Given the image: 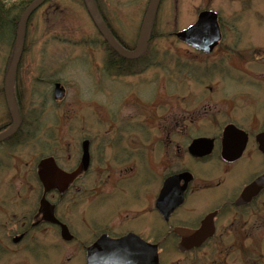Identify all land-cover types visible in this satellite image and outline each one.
Instances as JSON below:
<instances>
[{"label": "rangeland", "instance_id": "1", "mask_svg": "<svg viewBox=\"0 0 264 264\" xmlns=\"http://www.w3.org/2000/svg\"><path fill=\"white\" fill-rule=\"evenodd\" d=\"M4 1L15 6L23 0ZM150 2L96 0L110 29L130 48L137 44ZM205 10L216 12L231 30L215 53L203 58L175 35ZM30 19L15 80L23 124L15 139L0 142V264H83V248L101 229L124 227L141 210V200L156 193L176 158V143L166 137L173 130L184 147L197 128L220 129L202 124L236 120L251 131L264 130V62L256 63L263 69H249L256 72L252 79L243 76L247 64L236 58L264 54V0H161L147 41L148 62L142 74L132 76L107 69L108 50L83 0H48ZM255 22L258 30H250ZM241 25L247 35L239 39ZM233 42L239 47H231ZM233 50L238 55L222 61ZM12 55V46L0 41V131L11 124L3 85ZM56 83L65 89L59 100L53 98ZM83 140L89 141L91 162L77 182L82 189L45 197L39 160L52 156L60 168L71 167L80 160ZM255 145L252 140L249 150L256 151ZM181 161L209 177L208 183L225 178L226 185L237 186L264 168L262 160L254 168L242 162L227 178L216 163L204 169ZM45 198L70 223L75 241H64L53 225L32 226ZM257 204V212L248 213L244 247L264 253V196ZM24 231L26 237L14 243Z\"/></svg>", "mask_w": 264, "mask_h": 264}, {"label": "flooded vegetation", "instance_id": "2", "mask_svg": "<svg viewBox=\"0 0 264 264\" xmlns=\"http://www.w3.org/2000/svg\"><path fill=\"white\" fill-rule=\"evenodd\" d=\"M255 13V15L258 17L257 12ZM259 17L261 18L260 14ZM221 19L218 15L220 40L209 53L196 49L193 46H188L194 49V53H196L197 56L203 58L210 57L219 48L222 40L227 34V31L231 30V28H228L230 24L221 22ZM248 27H250V30L251 28L253 30H258L257 22L250 24ZM245 28L247 27L242 25L241 27H237L240 32L239 39L241 37L245 38L244 33L247 35ZM232 39L233 37L231 40ZM239 45L240 43L233 42L230 46L233 48H238ZM124 47H126L128 50H133L136 46L130 48L124 44ZM241 47H249V45L244 46L241 44ZM146 49L147 47L145 50ZM243 50L245 49L241 48L240 52ZM231 52L222 55V61H224V57L232 58L235 57L234 55H238V53L234 50ZM236 58H238V63L240 61V65L245 63L247 64L246 67H244V65L241 67L244 70L242 72L243 76L246 78H255L253 76H255L256 72L249 71V69H263V67L256 65V63H262V61L264 62V54L261 51H256V54L252 57L251 55L245 56L239 54V56ZM252 59H255L256 62H252L253 64L251 65L248 64L249 62L251 63ZM258 59L261 62H259ZM143 63V60L129 63L130 66H135L136 69L131 72L123 73L122 75L132 76L134 74H142L146 66H144ZM202 125H205L206 127L215 126L220 129L216 133H211L203 132V130L197 128V130L200 131L193 132L194 134L191 135L189 139H185L184 142L187 143L185 147L180 144L179 137L177 134L175 135V130H173V135L175 136L172 140H170V137L173 135H171V133L168 135L166 134V137L168 136V139L166 138L168 142L176 143L172 147V150H174L172 155H175L176 158L173 157V160H171L169 165H167V171L161 175V180L158 183L159 187L156 189V193L153 194L150 199L146 198L145 196L144 198L146 199L141 200V210L135 215V217L128 219L124 227L116 224L114 226L111 225L109 228L101 229L91 244L83 248V264H87V250L89 246H92L103 235H107L112 239H119L127 235H135L144 242L155 245L157 247L158 253L157 264H264V258H261V254H264L263 252L244 247L245 224L249 222L250 218L248 213L251 212L253 208L255 209V207L258 205L257 203L259 199L264 196V190L261 191L248 204L242 206H238L236 204V201L243 192L244 188L256 177L264 173V168L258 174H255L256 172H252L249 182L237 186L236 184L226 185L225 178H219L217 183H208L209 177L204 175L198 176L192 167H189L186 165V163L181 161L182 158H186L189 159L190 162L201 167H203L202 165L206 164L208 168L212 166V163H216V165L222 169L223 175L226 174L227 178H230L235 173L234 169L240 167L242 162H246L248 166L252 165L250 166L252 168H254L255 165H258L260 160H262L264 164V156L258 150V145L256 143L257 135L264 133V130H258V132L251 131L249 128H243L236 120H226L225 122L217 124L212 122L211 124ZM229 125H233L239 130L245 132L248 139L242 156L237 160H226L222 156L224 131ZM171 126H176V123ZM179 127L183 128L189 126L180 124ZM235 137L237 147H239L238 143L244 139V135L240 134V132H237ZM196 139L211 140L213 144L211 152L201 157L192 156L189 148ZM252 140H255L256 151L249 150ZM84 141L88 140H83L82 144ZM173 143H170V145L172 146ZM82 156L83 150L80 160L78 161L77 159L75 164H73L71 167L64 166V168H60L61 166H58L56 159L52 156L40 159L39 163L45 158L52 157L55 160L56 165L62 171L66 173H72L81 166ZM39 163L37 173L38 179ZM88 169L86 171L81 169L79 175H77V177L72 182H70L67 187L61 183V186L56 185L48 191L46 190L45 185L39 179L41 185L43 186L45 197L47 194H57L59 197H63L72 191L77 192L81 190L82 187L80 184L77 186V182L81 175L83 173L85 174ZM185 173H190L192 175V179L187 184H185L184 179H181L178 183L173 184L169 191L170 198L160 202V194L164 188L165 182L170 178ZM179 193L182 194V199L177 201ZM206 195L208 197H206ZM209 195H211V198H209ZM45 200L49 203L52 214L60 223H52L50 221L44 220L40 202L39 213L41 216L37 215L36 221L34 222L35 224L32 226L50 224L56 227L62 236L61 224L65 225L72 237L69 240H63L67 242L75 241V236L72 234L70 223L63 221L60 217H58L54 212L53 204L46 198ZM255 211L257 212L256 209ZM26 234L27 232H22V234L19 236L21 239L18 242L24 239ZM13 241L14 243H17L15 242V238ZM146 260L147 258L144 259L143 264H147Z\"/></svg>", "mask_w": 264, "mask_h": 264}, {"label": "water", "instance_id": "3", "mask_svg": "<svg viewBox=\"0 0 264 264\" xmlns=\"http://www.w3.org/2000/svg\"><path fill=\"white\" fill-rule=\"evenodd\" d=\"M47 1L48 0H34L25 10L19 21L14 52L3 85L5 101L11 117V125L5 131L0 132V142L15 134L21 125V117L15 101L16 73L24 50L27 23L32 14ZM83 2L98 32L113 50L127 59H136L142 55L146 48L148 37L161 0H151L144 22L139 31L136 47L133 50L126 49L112 34L104 22V19L100 15L95 0H83ZM175 36L180 41L191 45L196 49L209 53L220 40L218 15L210 10L202 11L198 15L194 24L189 26L187 29L176 33ZM64 93V87L60 83H56L53 93L54 99L59 100L63 98ZM237 132L244 135V139L238 143L239 147H237V143L235 141ZM256 142L258 144L259 151L264 154V133L257 135ZM222 144L223 158L226 160H237L241 157L246 147V134L235 126L229 125L225 128ZM212 147L213 144L211 140L196 139L190 145L189 150L192 156L201 157L209 154ZM82 150L83 156L81 166L72 173L62 171L56 165L55 160L52 157L41 160L39 163V179L45 185L47 191L56 185H60L61 183L67 187V185L72 182L77 175H79L81 169L85 170L88 168L90 161L88 141H84L82 144ZM181 179H184L185 184H187L192 179V175L190 173H185L168 179L161 191L159 199L160 202L170 198L169 191L171 186L178 183ZM262 190H264V173L244 188L243 192L238 197L236 204L238 206L248 204ZM181 199L182 194L179 193L177 201H180ZM41 208L44 220L52 223H60L52 214L50 205L46 200L41 201ZM61 228L63 239H71L72 236L70 235L67 227L61 224ZM20 239L21 237L15 238V242H18ZM145 258H147V264H157V247L144 242L135 235H127L119 239H112L107 235H103L87 250V264H143Z\"/></svg>", "mask_w": 264, "mask_h": 264}, {"label": "trees", "instance_id": "4", "mask_svg": "<svg viewBox=\"0 0 264 264\" xmlns=\"http://www.w3.org/2000/svg\"><path fill=\"white\" fill-rule=\"evenodd\" d=\"M33 1L34 0H25V1L23 0L19 2L18 5L14 6V5H9L5 3L4 0H0V41H5L6 44H10L12 46L13 52H14V47H15L17 31L19 27V21L23 13L25 12V10L29 7V5ZM28 24H27L26 31H25V38H26L27 30H28ZM150 37H152L151 33L149 35V39ZM104 44L108 50V60L106 62L107 69L116 71L118 74H121V75L126 72L134 71L136 69L135 66H130L129 63L136 62L139 60L147 61L149 58L148 57L149 43L147 44V49L144 51V53L139 58L133 59V60L124 58L123 56L118 54L115 50H113L106 42ZM147 62H144L143 64L146 65L145 63ZM18 133L19 131L16 134H14L12 137L7 139V141L15 139L19 135Z\"/></svg>", "mask_w": 264, "mask_h": 264}]
</instances>
